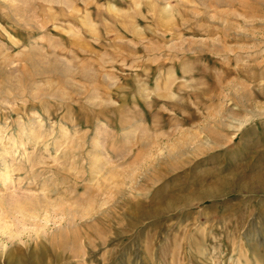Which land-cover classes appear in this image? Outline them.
I'll return each instance as SVG.
<instances>
[{
  "label": "rangeland",
  "instance_id": "374dc122",
  "mask_svg": "<svg viewBox=\"0 0 264 264\" xmlns=\"http://www.w3.org/2000/svg\"><path fill=\"white\" fill-rule=\"evenodd\" d=\"M0 264H264V0H0Z\"/></svg>",
  "mask_w": 264,
  "mask_h": 264
},
{
  "label": "bare ground",
  "instance_id": "6f19581e",
  "mask_svg": "<svg viewBox=\"0 0 264 264\" xmlns=\"http://www.w3.org/2000/svg\"><path fill=\"white\" fill-rule=\"evenodd\" d=\"M174 205H175L174 203H173V204H170V205H169V208L172 209V207H174ZM167 206H168V205H167ZM70 230H71V229H70ZM77 232H78V231H77ZM70 235H72V233H71ZM79 235H80V234H79ZM69 237H70V236H69ZM74 237H75V236H74ZM74 237H73V238H74ZM65 242H66V237H64L63 239L60 240V244H64ZM74 242H75V240H74Z\"/></svg>",
  "mask_w": 264,
  "mask_h": 264
}]
</instances>
